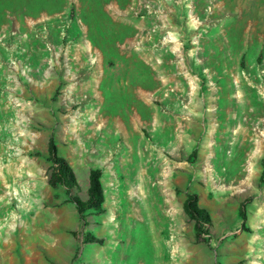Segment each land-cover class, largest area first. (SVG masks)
Here are the masks:
<instances>
[{
	"label": "rangeland",
	"instance_id": "obj_1",
	"mask_svg": "<svg viewBox=\"0 0 264 264\" xmlns=\"http://www.w3.org/2000/svg\"><path fill=\"white\" fill-rule=\"evenodd\" d=\"M0 264H264V0H0Z\"/></svg>",
	"mask_w": 264,
	"mask_h": 264
},
{
	"label": "trees",
	"instance_id": "obj_2",
	"mask_svg": "<svg viewBox=\"0 0 264 264\" xmlns=\"http://www.w3.org/2000/svg\"><path fill=\"white\" fill-rule=\"evenodd\" d=\"M50 160L53 164V171L50 178L51 184L53 186H56L57 184L62 185L67 194H70L74 189H77V181L70 165L67 163L65 158L57 154L54 145H51ZM99 178L100 170H91L89 173V186L86 191V198L81 199L75 194L71 196L72 202L75 204L79 214H83L84 212L91 213L99 209L103 201ZM185 209L195 221V231L197 237L201 238L202 234L207 233L205 228L209 222L208 214L204 209L197 206L194 195H192V197H190L186 202Z\"/></svg>",
	"mask_w": 264,
	"mask_h": 264
}]
</instances>
